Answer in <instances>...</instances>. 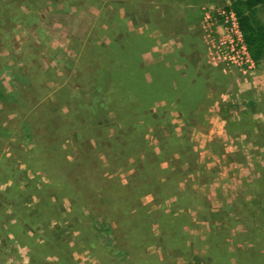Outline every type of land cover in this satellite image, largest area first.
<instances>
[{
    "label": "rangeland",
    "instance_id": "374dc122",
    "mask_svg": "<svg viewBox=\"0 0 264 264\" xmlns=\"http://www.w3.org/2000/svg\"><path fill=\"white\" fill-rule=\"evenodd\" d=\"M230 3L0 0V264H264V61L203 28Z\"/></svg>",
    "mask_w": 264,
    "mask_h": 264
},
{
    "label": "built area",
    "instance_id": "2783aa9c",
    "mask_svg": "<svg viewBox=\"0 0 264 264\" xmlns=\"http://www.w3.org/2000/svg\"><path fill=\"white\" fill-rule=\"evenodd\" d=\"M204 31L206 39L215 51V59L243 72L253 71L252 59L240 28L239 20L227 6L206 13Z\"/></svg>",
    "mask_w": 264,
    "mask_h": 264
},
{
    "label": "trees",
    "instance_id": "16d2710c",
    "mask_svg": "<svg viewBox=\"0 0 264 264\" xmlns=\"http://www.w3.org/2000/svg\"><path fill=\"white\" fill-rule=\"evenodd\" d=\"M189 1L192 3L191 6L193 8H194L193 5L197 4L198 2V0H189ZM230 1L231 3L227 7L233 10L236 16L238 17L243 38L250 52V55L252 59L256 62V64H260L261 62L264 61V21L261 14V11H264V0H230ZM13 11L14 9L7 10L6 7L3 8L0 7V20L2 17L10 20L11 17L16 16L14 15ZM199 80L201 79L199 78ZM197 82L198 84L200 83V81ZM183 98H187V97H183ZM32 100L33 99H31V101ZM26 102L29 103L30 99H28ZM180 102L184 103L183 106L189 104L188 101H180ZM184 111L187 110L184 109ZM78 177H79L78 182H80L79 184L86 183V185L88 186L91 185V181L87 179V177L83 176L82 171L79 172ZM78 191L81 193L80 189H78ZM109 208L112 207L109 206Z\"/></svg>",
    "mask_w": 264,
    "mask_h": 264
},
{
    "label": "crops",
    "instance_id": "0c3cea01",
    "mask_svg": "<svg viewBox=\"0 0 264 264\" xmlns=\"http://www.w3.org/2000/svg\"><path fill=\"white\" fill-rule=\"evenodd\" d=\"M184 45V44H183ZM185 48V47H184ZM182 49H178V50H175L174 49V52H172L170 55H178V52H180ZM184 64H186L185 62H184ZM187 66H188V63L186 64ZM193 110V109H192ZM195 110V109H194Z\"/></svg>",
    "mask_w": 264,
    "mask_h": 264
}]
</instances>
